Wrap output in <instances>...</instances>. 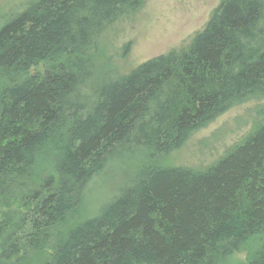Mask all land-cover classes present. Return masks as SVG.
<instances>
[{"label":"trees","instance_id":"obj_1","mask_svg":"<svg viewBox=\"0 0 264 264\" xmlns=\"http://www.w3.org/2000/svg\"><path fill=\"white\" fill-rule=\"evenodd\" d=\"M141 2L27 0L0 16V202L59 142L53 173L25 194L19 221L0 224L4 257L43 244L114 155L168 154L232 106L264 97V0H222L185 49L98 81L101 37ZM257 238L236 264H264V124L203 170H145L43 264H230Z\"/></svg>","mask_w":264,"mask_h":264},{"label":"rangeland","instance_id":"obj_2","mask_svg":"<svg viewBox=\"0 0 264 264\" xmlns=\"http://www.w3.org/2000/svg\"><path fill=\"white\" fill-rule=\"evenodd\" d=\"M27 0H1L0 16L21 9ZM222 0H142L138 10L112 25L101 37L95 51L96 77L123 76L141 63L173 49H185L201 31ZM44 64L32 69L43 71ZM0 77V91L6 84ZM264 124V97L236 104L194 132L178 149L157 154L144 147H132L109 159L106 166L90 181L79 207L54 223L38 247H25L6 258L2 253L4 235L0 233V264H43L56 244L78 224L97 215L104 205L139 174L151 167H186L203 170L243 142ZM59 142L48 143L39 152L35 165L22 180L10 183L8 196L0 202V224H16L25 210V194L37 188L41 180L53 173ZM8 232V233H7ZM260 240H249L236 252L230 264L245 261Z\"/></svg>","mask_w":264,"mask_h":264}]
</instances>
